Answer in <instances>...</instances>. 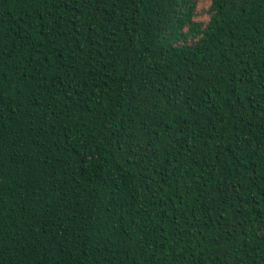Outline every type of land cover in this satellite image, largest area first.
I'll use <instances>...</instances> for the list:
<instances>
[{
	"label": "trees",
	"instance_id": "16d2710c",
	"mask_svg": "<svg viewBox=\"0 0 264 264\" xmlns=\"http://www.w3.org/2000/svg\"><path fill=\"white\" fill-rule=\"evenodd\" d=\"M0 0V264H264V0Z\"/></svg>",
	"mask_w": 264,
	"mask_h": 264
},
{
	"label": "rangeland",
	"instance_id": "374dc122",
	"mask_svg": "<svg viewBox=\"0 0 264 264\" xmlns=\"http://www.w3.org/2000/svg\"><path fill=\"white\" fill-rule=\"evenodd\" d=\"M208 3L207 2H205V1H201V3L198 5V7H201V6H203V5H207Z\"/></svg>",
	"mask_w": 264,
	"mask_h": 264
}]
</instances>
